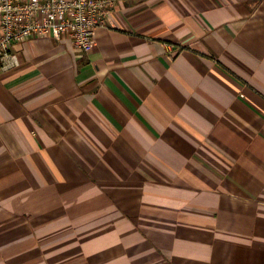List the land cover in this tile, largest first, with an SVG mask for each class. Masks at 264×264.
Returning <instances> with one entry per match:
<instances>
[{
    "label": "crops",
    "instance_id": "crops-1",
    "mask_svg": "<svg viewBox=\"0 0 264 264\" xmlns=\"http://www.w3.org/2000/svg\"><path fill=\"white\" fill-rule=\"evenodd\" d=\"M115 1L0 66V264H264V0Z\"/></svg>",
    "mask_w": 264,
    "mask_h": 264
},
{
    "label": "built area",
    "instance_id": "built-area-1",
    "mask_svg": "<svg viewBox=\"0 0 264 264\" xmlns=\"http://www.w3.org/2000/svg\"><path fill=\"white\" fill-rule=\"evenodd\" d=\"M115 0H0V66H20L14 44L28 39L70 37L85 53L96 44L97 30L109 26Z\"/></svg>",
    "mask_w": 264,
    "mask_h": 264
}]
</instances>
